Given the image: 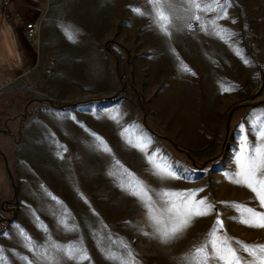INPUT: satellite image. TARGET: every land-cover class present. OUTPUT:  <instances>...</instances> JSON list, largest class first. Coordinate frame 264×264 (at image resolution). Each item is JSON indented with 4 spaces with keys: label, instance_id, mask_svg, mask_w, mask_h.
Here are the masks:
<instances>
[{
    "label": "rangeland",
    "instance_id": "374dc122",
    "mask_svg": "<svg viewBox=\"0 0 264 264\" xmlns=\"http://www.w3.org/2000/svg\"><path fill=\"white\" fill-rule=\"evenodd\" d=\"M0 1L11 2L9 11L16 17L17 0ZM25 2L26 11L32 10L34 2L36 8L43 5L40 16L37 11L32 15L27 12L24 21L27 24L41 20V42L44 46L53 44L50 47L56 58L53 76L60 73L57 70L62 54L58 44L65 34L64 28L70 27L76 34L78 16L85 9L91 10L94 2H98L97 13L105 19L106 34H111L105 39L110 63L104 72L92 73L104 75L106 85L88 84L84 87L85 98L69 103L50 99L65 114L56 118L58 126L70 131L48 134L41 124V132L45 134L42 138L35 136V145L28 143L31 140L28 135H18L16 139L22 140L19 146L14 145L4 153L13 184L12 197L0 215V246L5 250L7 262L22 264L21 254L32 256L22 247L18 226L62 264H78L63 259V254L56 251L57 242L70 241H79L86 248L90 259L83 264H113L106 255L110 249L125 256L130 250L136 264H184L182 258L206 240L217 216L223 221L222 233L247 244H264V228L249 227L239 219H231L238 217V210L221 203L236 202L261 210L255 194L246 186L233 183L225 173L236 167L239 124L243 122L247 128L249 113L264 112V0H229L227 18L218 20L215 30L207 24V31L201 29L198 21H191L196 25L189 28L184 0H175L176 7L168 9L173 16L171 35L162 33V38L155 37L159 30L147 15L152 10L150 0ZM135 8H141L145 14H137ZM215 15V12L201 13L204 21ZM118 16L134 22L130 28L127 24L122 36H112V23ZM221 29L235 33L230 43ZM21 35L27 40L25 29ZM176 46L183 49L177 55L172 53ZM158 49H166L169 54L158 55ZM120 58L128 59V64ZM111 73L118 75V85L108 80ZM228 87L234 90H224ZM47 94L50 97V92ZM111 96L116 97L97 100ZM90 101L101 104L86 105ZM63 104L71 106L62 107ZM35 112L37 115L38 111ZM117 112L119 116L112 118ZM41 118L48 124L47 115L42 114ZM130 125L133 127L129 128ZM90 133L102 137L111 151L98 150L99 141ZM138 136L151 139L146 151L133 146ZM129 139L132 143L127 142ZM249 140H254L250 132ZM147 156L170 164L178 178L162 179L156 175ZM134 178L143 182L159 207H164L156 195L161 189H203L196 193V198L207 197L214 210L194 218L173 239L162 241L152 234L154 229L141 201L121 187L122 181L128 184ZM62 213L68 215L70 224L78 226L75 232H66L58 223ZM44 225L46 231L41 230ZM121 242L127 245V250ZM240 255L249 258L242 249Z\"/></svg>",
    "mask_w": 264,
    "mask_h": 264
},
{
    "label": "snow or ice",
    "instance_id": "6c2138e0",
    "mask_svg": "<svg viewBox=\"0 0 264 264\" xmlns=\"http://www.w3.org/2000/svg\"><path fill=\"white\" fill-rule=\"evenodd\" d=\"M228 2L229 0H184L183 11L189 15L190 21L187 26L191 28L193 26L191 21H198L201 22L200 27L202 30L207 31V24H210L215 30L218 27L217 21L228 16L226 8ZM150 3L152 10L147 13L148 17L160 32L170 36L173 16L168 9L176 7L175 0H150ZM134 11L137 14H145L141 8H135ZM209 12H215L216 15L208 18L207 21L202 20L201 13L207 14ZM221 30L227 33V39L230 43L231 36H234L235 33H231L230 30L226 29ZM64 31L70 40L75 41L76 35L70 27L64 28ZM217 35H220V33L218 32ZM221 38L224 39L225 37L221 35ZM237 54H240L239 51H237ZM244 62L248 63V60L245 59ZM184 70H188L187 66H184ZM224 90L232 91L234 89L228 87ZM118 116L119 113L117 112L116 116L112 118L115 119ZM247 119V128L243 122L239 124V150L234 154L235 170L231 173H225V175L233 183L250 189L255 194V198L258 199L261 210L236 202L221 203L230 204L238 210V217H232L231 219H239L241 223L249 227L264 228V112L259 115L255 112L249 113ZM124 131L122 130L121 135H124ZM249 132L254 140H249ZM90 134L99 141L98 150L111 151L102 137H99L96 133ZM127 142L132 143L130 139ZM150 143V138L138 136L133 146L141 151H146V147ZM147 159L150 163H153L156 170L155 174L162 179L178 178L170 164L157 162L154 156H147ZM116 163L119 164V161H116ZM121 187L141 201L142 206L146 209L147 219L154 229L152 234L158 235L165 242L182 233L194 218L209 215L215 207L208 201L207 197L196 198V193L202 192L203 189H161L156 195L163 202L164 207H159L142 181L135 178L134 181H130L128 184L122 181ZM49 195L57 203L62 204L58 197L50 193ZM65 213H67L66 209ZM58 223L66 232H75L78 228L77 225L69 223L68 215L64 213H62ZM222 228L223 221L217 216V220L207 234L206 240L182 258L184 264H264V244H247L230 237L226 232L222 233L220 231ZM46 229L47 226L44 225L41 230L46 231ZM18 233L22 239V247L32 254L31 257L21 254L22 264H36L37 261H47V264H62L56 255H49L44 245L33 240L32 236L22 226H18ZM144 234L149 235L147 232ZM4 235H7V233H4ZM115 242L114 240L113 243ZM121 244L127 250V245L122 242ZM234 245H239V248ZM55 248L57 253L63 254V259L77 261L78 264H83L84 261L90 259L86 248L79 241H70L67 244L57 242ZM240 249L248 253L249 258L245 259L241 256ZM12 251L15 254L16 250L13 249ZM106 255L113 264H136L134 254L130 250H127V256L123 253L117 254L114 249L108 250ZM17 258L20 259V257ZM0 264H9L2 246H0Z\"/></svg>",
    "mask_w": 264,
    "mask_h": 264
},
{
    "label": "crops",
    "instance_id": "0c3cea01",
    "mask_svg": "<svg viewBox=\"0 0 264 264\" xmlns=\"http://www.w3.org/2000/svg\"><path fill=\"white\" fill-rule=\"evenodd\" d=\"M97 3L94 2L91 10L85 9L78 16L75 41L70 40L65 34L59 41L58 50L62 58L59 70H57L60 73L55 77L52 74L56 68L52 67L56 58H54L53 51L52 53L50 51L53 44L46 43L44 46L40 39L39 45L34 47L21 35L22 29L24 30L26 26L24 15L27 12L31 15L36 14L37 11L40 16L44 10L43 5L41 8H36L37 3L34 2L31 4L32 10L26 11L25 0H17V15L14 17L9 11L11 2L0 1V215L3 203L8 201L13 194L11 174L4 160V153L14 145L19 146L22 140H17L16 137L28 135V138L31 137L28 143L33 146L35 136L42 138L45 134L41 132V124L44 125L43 130L48 134L51 131L59 134V130H68L66 127L58 126L59 123L55 121L56 118L65 114L62 109L54 106L50 99L69 103L81 97L85 98L83 96L86 91L84 87L90 83L97 87L106 85L104 75L92 74L94 71L104 72L106 65L109 66L110 63V60L106 58L105 39L111 34H106L105 19L103 15L100 17L97 13L99 8ZM27 7L29 9V5ZM132 21L133 19L130 18L123 20L119 16L114 18L112 36L120 34L122 36V30L127 24L130 28L131 23L134 22ZM40 31L42 38L43 28ZM154 35L162 38L160 31H156ZM165 50L158 49L160 52L157 54H169ZM180 50L183 49L176 46L172 49V53L177 55ZM120 61L127 64L129 62L126 58H120ZM108 68L111 71L110 67ZM108 76H110L108 80L114 86L120 83L116 73ZM47 91L50 92V97ZM89 104L99 105L101 101L95 103L90 101L86 105ZM27 110L31 113L26 114ZM35 111H38L37 115ZM42 114L48 116V124L41 120Z\"/></svg>",
    "mask_w": 264,
    "mask_h": 264
},
{
    "label": "built area",
    "instance_id": "2783aa9c",
    "mask_svg": "<svg viewBox=\"0 0 264 264\" xmlns=\"http://www.w3.org/2000/svg\"><path fill=\"white\" fill-rule=\"evenodd\" d=\"M41 20H32L25 26V37L32 46H38L40 41Z\"/></svg>",
    "mask_w": 264,
    "mask_h": 264
},
{
    "label": "trees",
    "instance_id": "16d2710c",
    "mask_svg": "<svg viewBox=\"0 0 264 264\" xmlns=\"http://www.w3.org/2000/svg\"><path fill=\"white\" fill-rule=\"evenodd\" d=\"M116 96H111V97H106V98H98L97 100H101V99H113V98H115ZM62 107H67V106H71V104L69 105V104H63V105H61ZM6 204H8V202H5L4 204H3V210H5V205Z\"/></svg>",
    "mask_w": 264,
    "mask_h": 264
},
{
    "label": "water",
    "instance_id": "95a60500",
    "mask_svg": "<svg viewBox=\"0 0 264 264\" xmlns=\"http://www.w3.org/2000/svg\"><path fill=\"white\" fill-rule=\"evenodd\" d=\"M4 160H5V162H6V166L8 167V162H7V159H6L5 156H4Z\"/></svg>",
    "mask_w": 264,
    "mask_h": 264
},
{
    "label": "bare ground",
    "instance_id": "6f19581e",
    "mask_svg": "<svg viewBox=\"0 0 264 264\" xmlns=\"http://www.w3.org/2000/svg\"><path fill=\"white\" fill-rule=\"evenodd\" d=\"M192 25H193V27H194L196 24H195V23H194V24L192 23Z\"/></svg>",
    "mask_w": 264,
    "mask_h": 264
}]
</instances>
